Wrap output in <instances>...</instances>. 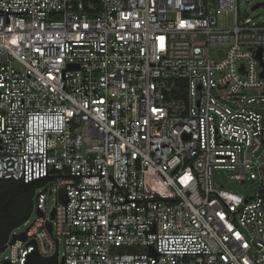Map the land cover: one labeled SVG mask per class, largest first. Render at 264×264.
<instances>
[{
    "label": "built area",
    "instance_id": "1",
    "mask_svg": "<svg viewBox=\"0 0 264 264\" xmlns=\"http://www.w3.org/2000/svg\"><path fill=\"white\" fill-rule=\"evenodd\" d=\"M238 3L0 0L30 12H0V179L41 185L2 264H264V23Z\"/></svg>",
    "mask_w": 264,
    "mask_h": 264
},
{
    "label": "rangeland",
    "instance_id": "2",
    "mask_svg": "<svg viewBox=\"0 0 264 264\" xmlns=\"http://www.w3.org/2000/svg\"><path fill=\"white\" fill-rule=\"evenodd\" d=\"M257 4H261V6H258L256 9L252 10L253 6ZM237 9H238L239 19H245L249 21L250 23H255V24L264 23V0H253V2L249 4H246L243 0H239ZM217 23L219 27L232 26L234 23V14L228 13L227 15L223 14L219 16ZM222 176H224V174ZM223 185H225L228 188H232L233 192L240 194L242 196L251 197L253 195L254 185L249 181H247L243 185H240V184H235L229 179L223 178ZM37 192L38 190L35 191V193ZM54 206H55L54 196L53 195L48 196V199H47L48 211L51 212ZM35 219H36V212L33 210L27 222H25L19 228L14 230V233L19 234V233L24 232L32 224V222ZM8 254H9V250H5V252H2L0 254V264L4 262ZM62 254H63V247L61 244L60 256H62Z\"/></svg>",
    "mask_w": 264,
    "mask_h": 264
},
{
    "label": "trees",
    "instance_id": "3",
    "mask_svg": "<svg viewBox=\"0 0 264 264\" xmlns=\"http://www.w3.org/2000/svg\"><path fill=\"white\" fill-rule=\"evenodd\" d=\"M17 184L18 181L12 179H0V212L3 202ZM40 186L32 185L22 189L10 206L9 216L0 218V254L11 233L29 219L33 211V196Z\"/></svg>",
    "mask_w": 264,
    "mask_h": 264
},
{
    "label": "water",
    "instance_id": "4",
    "mask_svg": "<svg viewBox=\"0 0 264 264\" xmlns=\"http://www.w3.org/2000/svg\"><path fill=\"white\" fill-rule=\"evenodd\" d=\"M258 6H261V4H257L255 6H253L252 10L256 9ZM0 12H5V11L0 10ZM29 15H30V12H23V13H21V12L7 13V12H5V24H9V17H24V16H29ZM38 182L39 181H35V182L29 183V184H25L22 181L18 182L15 189L9 193V196L3 202L2 206H1L0 218H7L9 216L10 206L12 205V202L14 201L16 196L21 192L22 189H24L27 186H32L34 184H38ZM53 217H54V211L52 210L51 219H53ZM47 227H48V230L50 232L51 231V224L48 223ZM16 239H24V235L23 234L13 235L11 238L10 244H12L13 241ZM4 250H5V246L2 248V252ZM56 256L57 255L55 254L52 258L42 259V258L38 257L36 254H32L29 256L28 264H32V263H36V264H57V257ZM4 264H8V263H4Z\"/></svg>",
    "mask_w": 264,
    "mask_h": 264
}]
</instances>
